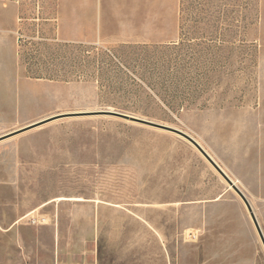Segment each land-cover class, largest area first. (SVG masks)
<instances>
[{"label":"rangeland","instance_id":"1","mask_svg":"<svg viewBox=\"0 0 264 264\" xmlns=\"http://www.w3.org/2000/svg\"><path fill=\"white\" fill-rule=\"evenodd\" d=\"M55 9L0 0V264L94 262L105 248L88 241L87 219L101 205L161 241L152 221L172 210L183 226L163 242L169 264H264L243 201L190 143L95 114L190 135L243 192L264 237V0H176V38L159 44L61 42ZM190 153L213 175L197 173L213 189L199 196L182 190ZM211 192L217 201L190 209ZM128 247L130 263L148 264Z\"/></svg>","mask_w":264,"mask_h":264},{"label":"crops","instance_id":"2","mask_svg":"<svg viewBox=\"0 0 264 264\" xmlns=\"http://www.w3.org/2000/svg\"><path fill=\"white\" fill-rule=\"evenodd\" d=\"M55 19L57 38L66 43L112 41L159 44L170 43L176 38V0H56ZM3 23V15L0 13V25ZM190 156L191 160L185 166L189 181L182 190L185 194L192 193L199 196L205 189L212 188L197 178V173L204 170L209 177L213 175L198 155L190 153ZM209 194H211L209 198H194V196L189 201L190 209L199 210V203L217 201L218 194L212 192ZM112 211L119 212V217L110 218L109 214ZM171 211L167 208L162 212V217L165 216L162 225L157 224L156 219L152 221V227L157 229L163 238L161 241L153 230L149 232L136 220L125 217L124 213L106 205L97 207V213L87 219L89 227L87 239L94 242L96 248L98 243H103L105 251L103 256L97 253L94 256V262L89 263L132 264L128 256L123 255L128 243L129 249H140L144 252L138 257L149 259L145 261L146 263L169 264L168 253L163 242L173 241L174 229L178 224L180 227L183 226L181 222L177 223L175 216H170ZM123 246L125 249L122 253L120 248Z\"/></svg>","mask_w":264,"mask_h":264},{"label":"water","instance_id":"3","mask_svg":"<svg viewBox=\"0 0 264 264\" xmlns=\"http://www.w3.org/2000/svg\"><path fill=\"white\" fill-rule=\"evenodd\" d=\"M95 114L110 115V116H115V117H118V118L130 120V121H135V122H138V123H141V124H145V125L151 126L153 128H158V129L167 131L169 133L175 134V135L183 138L184 140H186L188 143H190L205 158V160L215 169V171L226 181V183L231 187V189L243 201V203L246 206L248 212L250 213L251 219H252V221L254 223L256 231H257V233L259 235V238H260V240H261V242L263 244V247H264L263 234H262V232H261V230L259 228V225H258V223H257V221H256V219L254 217V214L252 212L251 206H250L247 198L245 197L243 192L236 186V184L233 182V180L221 169V167L211 158V156L203 149V147L195 139H193L190 135H188L187 133H185V132H183L181 130H178V129H175V128H172V127L159 125V124H156V123L145 121V120H142V119H139V118H135V117H132V116H127V115L120 114V113H117V112L100 111V112H97ZM55 118H58V116L50 117V118H47V119L32 123V124L22 128V129H19V130L15 131V132H13V133H11L9 135H6V136L20 134V133L29 131L31 129L40 127V126L52 121Z\"/></svg>","mask_w":264,"mask_h":264},{"label":"built area","instance_id":"4","mask_svg":"<svg viewBox=\"0 0 264 264\" xmlns=\"http://www.w3.org/2000/svg\"><path fill=\"white\" fill-rule=\"evenodd\" d=\"M14 2L17 3V4H19V0H14ZM189 235H190L189 238H190L191 240L196 239V236H195L194 234L190 233Z\"/></svg>","mask_w":264,"mask_h":264},{"label":"bare ground","instance_id":"5","mask_svg":"<svg viewBox=\"0 0 264 264\" xmlns=\"http://www.w3.org/2000/svg\"><path fill=\"white\" fill-rule=\"evenodd\" d=\"M203 157V156H202ZM204 158V157H203ZM205 159V158H204ZM214 169V168H213ZM215 170V169H214ZM229 186V185H228ZM230 187V186H229ZM231 188V187H230Z\"/></svg>","mask_w":264,"mask_h":264}]
</instances>
